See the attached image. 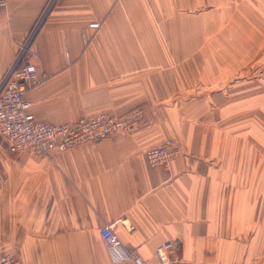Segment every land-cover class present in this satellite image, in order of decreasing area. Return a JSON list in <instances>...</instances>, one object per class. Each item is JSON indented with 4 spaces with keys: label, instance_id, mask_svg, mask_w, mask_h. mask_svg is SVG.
<instances>
[{
    "label": "crops",
    "instance_id": "0c3cea01",
    "mask_svg": "<svg viewBox=\"0 0 264 264\" xmlns=\"http://www.w3.org/2000/svg\"><path fill=\"white\" fill-rule=\"evenodd\" d=\"M28 40L48 76L25 92L38 118L144 106L145 120L45 155L0 135V253L160 264L173 240L186 264H264V0H8L0 84ZM167 139L180 154L151 165L146 151ZM113 222L142 263L111 258L99 230Z\"/></svg>",
    "mask_w": 264,
    "mask_h": 264
},
{
    "label": "built area",
    "instance_id": "2783aa9c",
    "mask_svg": "<svg viewBox=\"0 0 264 264\" xmlns=\"http://www.w3.org/2000/svg\"><path fill=\"white\" fill-rule=\"evenodd\" d=\"M7 1L0 0V6H5ZM99 26V22L90 24L93 28ZM29 42L21 46L17 62L10 67L0 84V135L8 141L10 151L37 155L62 152L85 142L130 133L144 123L145 112L138 108L121 115L101 112L72 123L50 124L38 118L25 98L27 88L36 83L40 75L38 66L27 56ZM180 152L176 142L167 139L149 148L146 157L153 166L169 167ZM99 232L114 261L135 258L138 263L143 262L134 251L126 248L115 231L114 222L104 225ZM156 255L160 264H186L173 240L160 245ZM0 264H16L15 255L0 253Z\"/></svg>",
    "mask_w": 264,
    "mask_h": 264
},
{
    "label": "rangeland",
    "instance_id": "374dc122",
    "mask_svg": "<svg viewBox=\"0 0 264 264\" xmlns=\"http://www.w3.org/2000/svg\"><path fill=\"white\" fill-rule=\"evenodd\" d=\"M207 68H204V72H203V76L202 75H199L201 72V68H198L197 70L199 71V73H195L196 75H198V76H202V77H206L205 76V74L207 73V72H211V76L210 77H208L209 79H212V75H216V71L218 70V68H216V67H208V66H206ZM194 70V69H193ZM194 74V75H195ZM48 78V76L47 75H39V78H38V81L35 83V85H38V84H40V83H42L44 80H46ZM200 85H196V87H199ZM209 86L210 87H212V86H218L217 84H215V83H210L209 84ZM194 88H195V86H194ZM144 106H135V107H133V108H131V109H129L128 111H130V110H132V109H135V108H138V109H142L144 112H145V109L143 108ZM128 111H126V112H128ZM102 112H105V111H102ZM107 112V111H106ZM126 112H124V113H126ZM98 113H101V112H97V113H95V114H98ZM107 113H110V112H107ZM124 113H118V114H116V113H114L115 115H121V114H124ZM95 114H92V115H95ZM111 114H113V113H111ZM92 115H85V116H82V117H86V116H92ZM81 118V117H80ZM79 118V119H80Z\"/></svg>",
    "mask_w": 264,
    "mask_h": 264
}]
</instances>
